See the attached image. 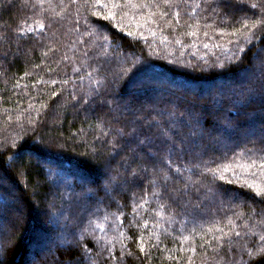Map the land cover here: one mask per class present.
<instances>
[{
    "label": "trees",
    "instance_id": "trees-1",
    "mask_svg": "<svg viewBox=\"0 0 264 264\" xmlns=\"http://www.w3.org/2000/svg\"><path fill=\"white\" fill-rule=\"evenodd\" d=\"M262 237L264 0H0V264H264Z\"/></svg>",
    "mask_w": 264,
    "mask_h": 264
},
{
    "label": "snow or ice",
    "instance_id": "snow-or-ice-1",
    "mask_svg": "<svg viewBox=\"0 0 264 264\" xmlns=\"http://www.w3.org/2000/svg\"><path fill=\"white\" fill-rule=\"evenodd\" d=\"M253 7H255V5H253ZM41 27L43 28L44 27V25H41ZM194 34V33H193ZM262 239H264V237H262ZM144 249H143V247H141V251H143Z\"/></svg>",
    "mask_w": 264,
    "mask_h": 264
}]
</instances>
